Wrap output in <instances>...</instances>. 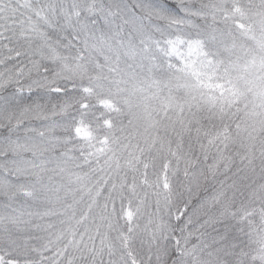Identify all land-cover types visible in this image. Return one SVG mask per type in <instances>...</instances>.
I'll use <instances>...</instances> for the list:
<instances>
[{"label":"snow or ice","instance_id":"1","mask_svg":"<svg viewBox=\"0 0 264 264\" xmlns=\"http://www.w3.org/2000/svg\"><path fill=\"white\" fill-rule=\"evenodd\" d=\"M0 264H264V0H0Z\"/></svg>","mask_w":264,"mask_h":264}]
</instances>
